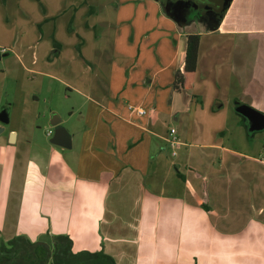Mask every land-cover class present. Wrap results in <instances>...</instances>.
<instances>
[{
	"label": "crops",
	"instance_id": "0c3cea01",
	"mask_svg": "<svg viewBox=\"0 0 264 264\" xmlns=\"http://www.w3.org/2000/svg\"><path fill=\"white\" fill-rule=\"evenodd\" d=\"M192 5L0 4V38L28 43L13 55L41 81L0 106V247L65 235L116 264H264V149L248 145L264 131V0ZM195 34V79L176 90ZM53 113L69 147L48 135Z\"/></svg>",
	"mask_w": 264,
	"mask_h": 264
},
{
	"label": "trees",
	"instance_id": "16d2710c",
	"mask_svg": "<svg viewBox=\"0 0 264 264\" xmlns=\"http://www.w3.org/2000/svg\"><path fill=\"white\" fill-rule=\"evenodd\" d=\"M200 35L187 37L185 67L176 75L175 89H189L195 79ZM209 210L207 205L202 204ZM0 264H116L115 260L100 252L72 251V240L65 235L56 236L51 244L31 241L24 236L14 237L0 247Z\"/></svg>",
	"mask_w": 264,
	"mask_h": 264
},
{
	"label": "rangeland",
	"instance_id": "374dc122",
	"mask_svg": "<svg viewBox=\"0 0 264 264\" xmlns=\"http://www.w3.org/2000/svg\"><path fill=\"white\" fill-rule=\"evenodd\" d=\"M34 2H41V0H33ZM6 0H0V4H5ZM24 18V17H23ZM23 23V20L20 19L19 23ZM54 51L51 54H57L59 50L58 43L54 40ZM45 44H42L38 47L36 51L39 54H42V51L39 50L44 47ZM28 43L16 42L13 39L0 38V106L6 105L8 103H15L23 99L22 95L25 94V91L35 90L41 83L39 76H29L26 75L19 69L20 64L17 62V58L13 54H28ZM33 52V51H32ZM4 54H11V58H5ZM52 56V55H51ZM49 57V61L52 62L53 57ZM36 79H33V78ZM46 86V84H44ZM58 87L57 82L54 83ZM41 97V100H44L46 97ZM56 99V98H54ZM48 101V100H47ZM41 125V130L44 129L43 123ZM48 130V129H47ZM55 129H53L54 131ZM44 132V130H43ZM47 138V137H46ZM49 141L50 139L47 138ZM248 143V142H247ZM250 148H256L257 150L264 149V131L255 133L254 136L250 139L248 144ZM264 154V150H263ZM258 157V155H257ZM264 157V156H263Z\"/></svg>",
	"mask_w": 264,
	"mask_h": 264
},
{
	"label": "water",
	"instance_id": "95a60500",
	"mask_svg": "<svg viewBox=\"0 0 264 264\" xmlns=\"http://www.w3.org/2000/svg\"><path fill=\"white\" fill-rule=\"evenodd\" d=\"M230 3V0L226 3V6H228ZM1 121L6 122V119L4 120L2 117L0 118ZM62 123V119L58 116V114L53 113L50 117V123L49 126L51 128H54V136L52 139V142L58 146L61 147H69V142L66 138V133L64 130L59 128V125ZM264 128V117L257 114V121L253 122L252 130H261Z\"/></svg>",
	"mask_w": 264,
	"mask_h": 264
},
{
	"label": "flooded vegetation",
	"instance_id": "af4514ba",
	"mask_svg": "<svg viewBox=\"0 0 264 264\" xmlns=\"http://www.w3.org/2000/svg\"><path fill=\"white\" fill-rule=\"evenodd\" d=\"M190 2L192 5V12L196 15L202 14V12L214 9L221 12L222 8L226 6L228 0H185Z\"/></svg>",
	"mask_w": 264,
	"mask_h": 264
},
{
	"label": "built area",
	"instance_id": "2783aa9c",
	"mask_svg": "<svg viewBox=\"0 0 264 264\" xmlns=\"http://www.w3.org/2000/svg\"><path fill=\"white\" fill-rule=\"evenodd\" d=\"M129 109L132 111V112H135L137 115H139V116H144V115H146V111L145 110H143V109H141V108H134V107H132V106H130L129 107ZM176 130L175 129H172L171 131H170V134H169V140H168V144H169V146H170V149H171V151H172V156H176L177 155V153H176V149H177V147H178V139H177V137H176ZM48 135L49 136H52L53 135V131L52 130H50L49 132H48Z\"/></svg>",
	"mask_w": 264,
	"mask_h": 264
}]
</instances>
